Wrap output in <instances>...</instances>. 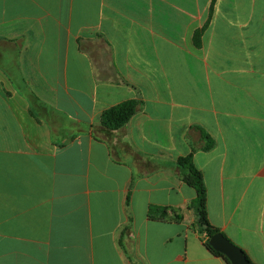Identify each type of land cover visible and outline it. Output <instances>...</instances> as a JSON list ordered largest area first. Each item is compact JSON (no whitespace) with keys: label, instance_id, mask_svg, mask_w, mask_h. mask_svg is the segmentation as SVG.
Segmentation results:
<instances>
[{"label":"crops","instance_id":"0c3cea01","mask_svg":"<svg viewBox=\"0 0 264 264\" xmlns=\"http://www.w3.org/2000/svg\"><path fill=\"white\" fill-rule=\"evenodd\" d=\"M130 100L126 140L164 166L193 153L211 224L264 264V0H0V264H228L170 169L128 205L134 164L93 127Z\"/></svg>","mask_w":264,"mask_h":264},{"label":"trees","instance_id":"16d2710c","mask_svg":"<svg viewBox=\"0 0 264 264\" xmlns=\"http://www.w3.org/2000/svg\"><path fill=\"white\" fill-rule=\"evenodd\" d=\"M141 105L142 103L140 100H130L113 106L102 113L100 124L93 127L94 137L108 145L114 161L124 163L126 159H130L131 163L134 164V167L132 166L134 171L128 194V205L131 200L135 182L144 175V172H154L158 169L159 165L151 159L145 158L126 140L128 124L131 118L140 110ZM200 135V149L205 152L212 150L215 145L212 137L201 129ZM193 151H195V149H193ZM159 168L170 169L181 182L192 187L196 191V198L190 205L196 218L193 227L200 236L206 237L204 245L213 255L221 257L228 264H231L224 255L215 251L209 245L210 238L221 231L219 228L212 225L209 220L207 189L204 176L194 164L193 153L180 157L172 166L160 164ZM148 218L152 221L179 222L182 219V215L173 207L150 205L148 208ZM131 221L132 219L130 217L129 226L124 228L121 239L130 232ZM121 239V247L124 248L126 252L129 251L131 245L123 241L121 242ZM250 264L254 263L250 260Z\"/></svg>","mask_w":264,"mask_h":264},{"label":"water","instance_id":"95a60500","mask_svg":"<svg viewBox=\"0 0 264 264\" xmlns=\"http://www.w3.org/2000/svg\"><path fill=\"white\" fill-rule=\"evenodd\" d=\"M209 245L217 252L224 255L231 264H250L244 250L233 243L222 232L213 235L209 240Z\"/></svg>","mask_w":264,"mask_h":264},{"label":"rangeland","instance_id":"374dc122","mask_svg":"<svg viewBox=\"0 0 264 264\" xmlns=\"http://www.w3.org/2000/svg\"><path fill=\"white\" fill-rule=\"evenodd\" d=\"M204 240H206V237H203Z\"/></svg>","mask_w":264,"mask_h":264}]
</instances>
